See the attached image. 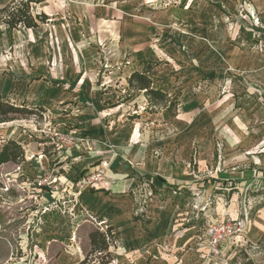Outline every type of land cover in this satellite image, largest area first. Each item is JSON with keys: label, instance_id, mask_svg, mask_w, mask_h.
Wrapping results in <instances>:
<instances>
[{"label": "rangeland", "instance_id": "374dc122", "mask_svg": "<svg viewBox=\"0 0 264 264\" xmlns=\"http://www.w3.org/2000/svg\"><path fill=\"white\" fill-rule=\"evenodd\" d=\"M12 1L0 0V7ZM145 2L157 11L176 7L178 12L184 5L195 6L198 14L194 25L198 44L190 57L192 63L187 70L184 66L178 69V100L184 101L183 113L176 107L180 122L167 132L190 141L191 154L173 161L195 173L198 186H191V191L176 187L157 191L148 180L125 175L123 180L135 178V186L120 194L110 192L114 198L130 201V222L137 224L139 234L148 232L154 211L163 210L166 201L185 210L182 217L170 211L171 233L164 241L127 245L126 240L122 243L114 238L111 264H264V0ZM71 3L75 0H42L31 4V13L41 8L51 14ZM59 20L63 19L48 17L45 26L41 24L35 31L0 27V76H35L41 66L34 62L37 58L44 68L40 76H108L106 66L94 59L95 51L100 53L104 44L98 42V48L91 43L95 50L89 49L84 34L80 37L77 33L75 38L68 23ZM130 94L126 89L119 103ZM175 101L180 105L177 98ZM154 111L148 104L142 110L147 114ZM35 113L28 120L0 124V148L3 141L15 140L29 156L18 164L19 171L12 163L0 166V264L90 261L96 252L89 235L101 229L104 221L86 211L81 219L76 218V207L81 208L78 197L84 189L77 184L85 171L57 186H36L38 179L62 173L61 168L55 174L52 171L60 164L43 163L52 149L58 156L64 148L52 143L53 133L60 132L53 118ZM136 116L132 107L128 108L122 121ZM142 128L153 129L150 122ZM138 130L131 132L130 145L140 144ZM203 141L208 145L202 146ZM40 154L44 155L41 161L37 159ZM125 163L123 168H133L131 162ZM110 179L107 174L103 183ZM213 227L221 236L217 245L210 243ZM187 228L193 231L192 240L182 245L180 232Z\"/></svg>", "mask_w": 264, "mask_h": 264}, {"label": "crops", "instance_id": "0c3cea01", "mask_svg": "<svg viewBox=\"0 0 264 264\" xmlns=\"http://www.w3.org/2000/svg\"><path fill=\"white\" fill-rule=\"evenodd\" d=\"M148 6L150 5L145 0L144 3L142 0H75L65 10L50 11L51 14H48L38 8L33 13L40 14L43 11L47 17H61L63 20L58 23L67 22L74 36L78 33L80 37H88L85 42L91 50H95L91 43L97 47L98 42L104 44L103 48L98 47L100 53L95 51L97 57L94 59L106 66L104 69L110 71L108 76H40L43 75L44 68L39 58L34 59V62L37 60V64L41 65L37 67L35 76H17V79L0 76L2 102L41 108L50 119L53 118L56 130L72 133L91 143L92 148L89 150L73 148L66 152L63 150L56 156L52 149L47 153L49 156L46 154L44 165H48V162H54V166L60 164L52 171L57 172L60 168L63 170L58 175L61 183L83 171H92L99 160L111 157L109 154L100 157L96 152L106 151L108 145L113 146L117 156L111 158V166L107 172L111 178L110 183L103 184L97 190L84 188L78 197V205L82 210L76 207L75 215L81 219L83 211L90 212L98 220L104 221L102 231L111 229L113 243L115 238L122 243L126 240L127 245L166 240L171 233L170 211L178 212V216L182 217L185 209L166 201L163 210L154 211L148 232L139 234L136 231L137 224L130 222V201L127 198H114V194L110 192L114 193L116 190L120 194L135 186V178H123L133 174L134 177L148 180L157 191H171L172 187H176L178 191H189L191 186H198L196 174L173 161L187 158L191 154L190 141L184 142L175 134L167 135L180 122L178 118L181 115L177 117L176 107L177 112L183 113L184 101L178 100L181 94L180 83H177L181 71L178 72V69L183 66L186 69L192 63L190 57L198 44L195 38L198 29L197 26L194 27L197 25L198 14L195 6L191 8L184 5L185 8L178 12L176 7L157 11ZM65 16L71 19L67 20ZM50 21L54 22V19ZM90 36L93 37L92 40ZM89 56L92 57L93 54L90 52ZM134 72L147 76L152 82L153 90L167 94L170 101L165 107H152L143 91L129 90L131 94L125 102L119 103L121 94L128 90L127 79ZM175 98L177 102L180 101V105H177ZM147 104L149 110L154 108L155 111L149 114L142 112ZM127 107H132V112L137 116L123 122ZM173 118L177 119L164 124L165 120ZM16 121L2 125H12ZM149 122L153 129L148 130L152 131L141 130ZM138 128L140 144L130 145L128 141L132 139L131 132L137 133ZM206 145L208 144L203 141L202 146ZM22 148L24 158L27 159L28 152H25L23 146ZM200 155L204 156L203 153ZM62 161H66L65 164L62 165ZM126 161L131 162L133 168H123ZM9 164H3L2 167ZM55 216L58 217L57 214ZM180 233L183 236L177 239L182 245L192 240L191 229H184ZM111 252L114 255V247Z\"/></svg>", "mask_w": 264, "mask_h": 264}, {"label": "trees", "instance_id": "16d2710c", "mask_svg": "<svg viewBox=\"0 0 264 264\" xmlns=\"http://www.w3.org/2000/svg\"><path fill=\"white\" fill-rule=\"evenodd\" d=\"M42 0H14L10 4L0 7V27L10 30L36 29L41 24L47 23L48 17L45 14L33 15L31 13V4L40 3ZM128 90L136 92L143 91L149 104L157 109L165 107L170 98L161 91L152 89L151 80L139 73L134 72L127 79ZM45 111L41 108H27L24 104L16 106L15 104L0 100V124L15 121L28 120L36 113ZM41 114V113H40ZM24 162V150L15 140L4 141L0 148V166L7 163L20 164ZM90 244L94 247L96 255L90 260H83L77 264H111L114 260L110 247L113 243V234L111 229L104 232L96 231L89 235Z\"/></svg>", "mask_w": 264, "mask_h": 264}, {"label": "built area", "instance_id": "2783aa9c", "mask_svg": "<svg viewBox=\"0 0 264 264\" xmlns=\"http://www.w3.org/2000/svg\"><path fill=\"white\" fill-rule=\"evenodd\" d=\"M53 137L51 138L52 143L56 146H62L64 150L71 149V148H82L85 150H89L92 148L91 143L87 142L86 139L78 137L77 135H74L72 133H62L55 131L53 133ZM96 154L98 156L108 155L111 157H106L104 159L99 160L98 164L94 166L92 171H88L87 173H84V175L78 180V187L80 188H89V189H99L102 187V184H104V178L107 175V171L110 168L111 164V158L117 156V152L115 149L113 150V146L108 145V148L106 151H97ZM44 158V155H38L37 159L41 161ZM20 170V166L17 165V171ZM36 186L38 188H42L43 186H57L59 185L60 179L58 176H45L44 178L38 179L36 182ZM151 195V193H149ZM97 230L102 231V228H97ZM219 230L215 227L210 228L209 230V238L210 243L212 245H217L219 238H220Z\"/></svg>", "mask_w": 264, "mask_h": 264}]
</instances>
